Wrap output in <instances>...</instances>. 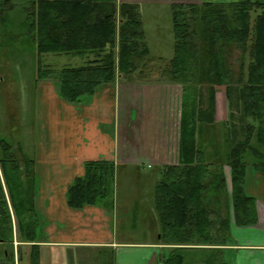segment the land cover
Masks as SVG:
<instances>
[{
  "label": "trees",
  "instance_id": "obj_1",
  "mask_svg": "<svg viewBox=\"0 0 264 264\" xmlns=\"http://www.w3.org/2000/svg\"><path fill=\"white\" fill-rule=\"evenodd\" d=\"M9 2L0 1L1 12ZM25 3L26 24L35 37L38 57L67 55L82 60L59 70L43 68L37 61V80L55 81L59 97L67 103H78L99 87L113 84L118 76L139 75L149 62L165 64L160 80L181 87L182 110L177 165L162 169L154 190L157 242L172 246L162 262L229 264L223 257L230 245L229 224L219 217L213 203L225 196L223 167L227 166L235 225L257 224L255 199L246 194L244 184L249 167L264 177V0L171 4L173 56L167 61L149 57L137 2ZM233 48L240 50L237 70L228 61ZM219 86L224 89L228 116L217 127L214 102ZM207 132L214 139L206 144ZM0 172V242L12 247L14 224L20 246L30 244L28 256H20L19 264H39L43 225L35 212L33 160L19 158L12 144L0 140ZM114 178L113 163L85 162L83 175L74 178L66 190V205L79 210L110 199ZM184 251L206 255L192 256L187 262ZM13 261L12 249L4 251L0 264Z\"/></svg>",
  "mask_w": 264,
  "mask_h": 264
},
{
  "label": "crops",
  "instance_id": "obj_2",
  "mask_svg": "<svg viewBox=\"0 0 264 264\" xmlns=\"http://www.w3.org/2000/svg\"><path fill=\"white\" fill-rule=\"evenodd\" d=\"M9 1L18 3L27 0ZM115 1L139 4L144 32V26L151 23L152 16L155 13L158 15L159 10H166L167 17L170 10L171 17V4L232 3L241 0ZM9 8L10 12L13 7ZM152 24L159 26L157 21ZM4 38L9 39V35ZM12 38L16 39L15 36ZM144 38L148 47L149 38L145 32ZM77 58L73 62L81 63L82 60ZM137 76V73L128 78L118 76L113 84L99 87L94 94L73 104L59 97L55 81L47 79L41 83L40 87L43 85L46 90L42 95L46 102L48 137L58 138L54 141L48 138L47 144L45 140L33 160L35 208L43 225V239L38 243L39 264H163L162 259L172 248L157 242L159 225L154 210V190L159 180L153 182L152 195L144 196L145 199L135 195L139 199V214L148 210L151 215L147 231L138 241L132 240L125 228L119 232L121 220L118 206L126 208L127 212L133 203L124 200L120 205L100 202L79 210L66 205V190L74 178L83 175L85 162L105 160L113 163L115 170L119 166L134 167L137 171L143 166L156 168L160 178L164 167L177 165V99L181 102V87L165 79L147 81ZM218 93L216 89L214 120L217 127L226 121L219 118V102L222 101ZM225 107L227 116V101ZM208 134L204 136L206 144L214 139ZM223 174L225 196L222 195L220 203H213V206L218 207L219 217L229 224L230 245L224 253L231 252V256L227 262L264 264V177L247 168L244 188L246 194L255 199L257 224L238 227L234 223L229 200L230 170L227 166L223 167ZM44 248L49 249L44 251Z\"/></svg>",
  "mask_w": 264,
  "mask_h": 264
},
{
  "label": "rangeland",
  "instance_id": "obj_3",
  "mask_svg": "<svg viewBox=\"0 0 264 264\" xmlns=\"http://www.w3.org/2000/svg\"><path fill=\"white\" fill-rule=\"evenodd\" d=\"M27 6L25 2L15 3L12 1L4 7L5 10L3 12H1L0 9V140H5L12 144L19 158L34 160V155L38 152V149L40 151L42 145L45 144V140L47 144L48 138H50L48 137V127H46L45 123L46 102L42 95V93H46V90L42 88L43 85L40 87L41 83L45 80H37V61L40 59V65L43 68L50 67L59 70L63 66L75 64L73 60H77L78 58H67L66 56L52 54H45L38 57L35 37H33V34L31 35L29 33L26 24V12L24 8ZM9 7H13L10 12ZM168 13L167 17L166 10H159L158 15L155 13V16H152L153 20L151 23L144 26V32L149 38L148 49L149 57L151 58L161 57V60L167 61L173 56V33L170 22V10ZM251 16L253 19L255 13L253 12ZM156 21L159 23V26H154V24H152ZM7 35H9V39L4 38V36L6 37ZM12 36H15L16 39L14 40ZM238 58H240V50L233 48L232 54L228 57V61L232 64L234 70H237L239 67ZM247 59L248 58L245 59L244 69L246 68ZM157 61H148L149 63L143 66V71L137 78H143L147 81L162 79L163 74L161 71L165 64ZM76 65H78V63ZM155 68L160 72L155 74ZM151 72L153 74H149ZM216 89L222 101L219 102V118L227 119L228 113L227 116H225L224 111L226 108L224 89L221 86ZM181 110L182 104L178 98L177 133ZM55 138L58 137L54 136L53 139L50 138V140L54 141ZM53 148L55 149L54 145ZM248 169L253 168L249 167ZM138 170L139 171L135 170L134 167H117L115 170L113 195L110 199L101 201L102 203H118V205L123 204L121 202L123 200L126 203H133L132 207H128L129 211L127 212L125 211L126 208L118 206V216L121 220H119V232H122L124 228L127 229L131 239L134 241L140 240L142 235H144L143 233H146V228L151 218L148 210L139 214L137 200H139L138 198L140 197L141 199H145L144 196L152 195L154 190L153 186L155 184L153 182L160 180L159 172L156 168H147L143 166L138 167ZM0 180L3 182L1 172ZM135 195H137L138 198L135 197ZM35 212L37 214L36 208ZM12 219V221H15L13 216ZM15 232V225L13 224V241L11 248L9 243L0 242V259H3L4 251L7 250L10 253L12 249L13 262L14 264H19L20 256H28L30 244H27V246H20L21 244L18 243ZM18 247H21L20 251ZM48 249L49 248H44V251ZM183 253L187 262L192 259V256L195 257L194 259H198L204 254L202 251H184ZM230 254L231 252L228 251L223 254L226 261L230 258ZM166 255H168V252ZM24 261L28 262L27 259H24Z\"/></svg>",
  "mask_w": 264,
  "mask_h": 264
}]
</instances>
